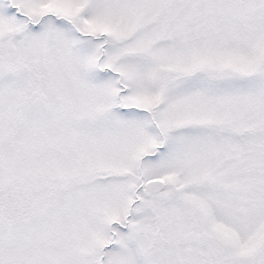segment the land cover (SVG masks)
I'll use <instances>...</instances> for the list:
<instances>
[{
    "label": "snow or ice",
    "instance_id": "obj_1",
    "mask_svg": "<svg viewBox=\"0 0 264 264\" xmlns=\"http://www.w3.org/2000/svg\"><path fill=\"white\" fill-rule=\"evenodd\" d=\"M0 264H264V0H0Z\"/></svg>",
    "mask_w": 264,
    "mask_h": 264
}]
</instances>
